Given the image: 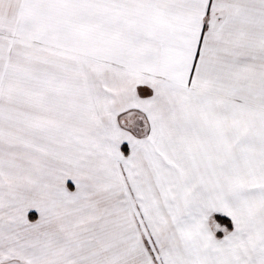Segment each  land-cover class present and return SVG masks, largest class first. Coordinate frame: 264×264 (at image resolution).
<instances>
[{"label": "snow or ice", "instance_id": "6c2138e0", "mask_svg": "<svg viewBox=\"0 0 264 264\" xmlns=\"http://www.w3.org/2000/svg\"><path fill=\"white\" fill-rule=\"evenodd\" d=\"M0 264H264V0H0Z\"/></svg>", "mask_w": 264, "mask_h": 264}]
</instances>
